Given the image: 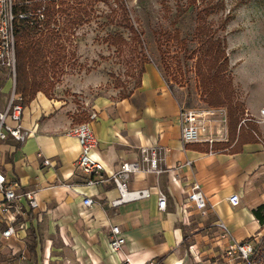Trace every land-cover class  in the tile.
I'll use <instances>...</instances> for the list:
<instances>
[{
  "label": "crops",
  "instance_id": "crops-1",
  "mask_svg": "<svg viewBox=\"0 0 264 264\" xmlns=\"http://www.w3.org/2000/svg\"><path fill=\"white\" fill-rule=\"evenodd\" d=\"M8 85L9 93L11 75ZM263 105H252L251 112L258 113ZM73 106L63 97L39 91L24 106L27 139L0 141L1 169L20 189H36L40 202L24 218L25 228L2 245L13 256L11 264H121L126 255L134 264L151 259L158 264H246L228 250L232 241L264 237V225L254 214L264 204V147L255 136L238 147L237 136L225 150H211L206 143L184 144L181 102L149 61L141 84L128 97L99 94L89 105V112L97 113L90 121L98 139L91 154L103 163L105 175L122 162L139 161L142 170L131 174L128 188H149L152 193L113 206L120 193L112 181L84 184L86 175L77 166L79 143L67 133L76 123ZM154 150L162 158L161 173L147 170L143 160ZM45 159L51 163L45 164ZM195 182L206 196L205 211L188 198ZM159 190L167 197L165 210L159 208ZM234 193L240 195L238 205L229 200ZM85 196L95 203L84 205ZM220 222L227 225L229 237L222 236ZM114 225L126 239L118 252L109 240ZM22 254L26 260H20Z\"/></svg>",
  "mask_w": 264,
  "mask_h": 264
},
{
  "label": "rangeland",
  "instance_id": "rangeland-1",
  "mask_svg": "<svg viewBox=\"0 0 264 264\" xmlns=\"http://www.w3.org/2000/svg\"><path fill=\"white\" fill-rule=\"evenodd\" d=\"M70 1L79 7V0ZM81 1L88 14L64 33L66 57L53 67L54 80L50 79L54 82L50 93L74 105L76 123L88 119L89 105L95 96L109 94L118 98L133 91L140 80L143 59L156 64L181 105L210 106L201 97L195 73L194 51L198 42L194 10H185L180 18L177 16L180 7H187V0ZM120 2L127 5L133 24L142 31V46L135 48L120 40L118 45L112 44L118 31L132 42ZM225 3V10L212 14L209 22L216 35L226 39L229 59L226 75L232 79L235 101L244 110L242 118L251 113L252 105L264 101V0H225ZM58 18L62 20L61 15ZM55 29L61 30L59 25ZM9 75L8 69H0V111L11 92H7ZM251 242L257 249L251 264H264V237ZM12 258L6 247L1 246L0 264H11Z\"/></svg>",
  "mask_w": 264,
  "mask_h": 264
},
{
  "label": "built area",
  "instance_id": "built-area-1",
  "mask_svg": "<svg viewBox=\"0 0 264 264\" xmlns=\"http://www.w3.org/2000/svg\"><path fill=\"white\" fill-rule=\"evenodd\" d=\"M18 0H0V68L8 69L13 79L11 92L7 98L6 105L0 111V141L9 137L17 141L24 142L30 135L22 125L24 113V105L22 96L15 91L16 85V32L14 22L17 18H25L27 13L15 12V6ZM40 19L44 18V14L39 11ZM55 26V25H54ZM180 123L181 138L184 144L189 143H206L212 150L214 142H226L229 140L228 113L225 107H198L189 108L181 105L180 107ZM97 117V113L89 112L88 119L84 122L73 124L68 134L76 137L80 155L77 160L78 168L86 175L84 184L88 186H99L112 181L119 190V197L112 200L113 206H119L125 202L149 197L152 193L149 188L129 189L127 180L132 173L142 170L139 161H125L118 165L115 171L106 176L104 173V165L96 160L91 151L97 147L98 139L95 135L90 121ZM248 123L258 126L257 129L250 128ZM242 126L249 128L256 139L264 147V105L259 109L258 113H246L240 120L238 128ZM261 129V130H260ZM145 153L148 151L143 149ZM150 156H145L144 161L147 162V170L161 173L160 167L162 158L154 150ZM1 157V154H0ZM45 164H50L49 159L44 160ZM191 165V161H187ZM158 204L162 210L166 209V194L159 190ZM188 198L193 201L198 209L205 211L207 209V199L201 185L195 182L188 194ZM233 205H238L240 195L234 193L229 198ZM84 205L91 206L95 200L90 196H85ZM40 207L36 189L22 190L18 183L8 179L7 175L0 167V247L7 244L15 238L20 228H25V219L31 210ZM222 229V236L229 237V229L224 222L219 223ZM110 246L113 251L118 252L126 243L125 237L119 225L111 227ZM9 246V244H8ZM255 253V245L249 241H232L228 254L236 255L238 258L245 260L251 264V259ZM26 255L22 254L20 260H26ZM121 264H134L130 255H126ZM139 264H158L156 260H149Z\"/></svg>",
  "mask_w": 264,
  "mask_h": 264
},
{
  "label": "trees",
  "instance_id": "trees-1",
  "mask_svg": "<svg viewBox=\"0 0 264 264\" xmlns=\"http://www.w3.org/2000/svg\"><path fill=\"white\" fill-rule=\"evenodd\" d=\"M79 7H75L70 0H18L15 6L17 14L24 12L28 16L17 18L14 22L16 32V85L15 91L22 96L23 105H27L35 97L37 92L43 91L51 96L50 90L54 82L50 79L54 66L65 59V45L62 41L64 33L71 29L88 11L81 0ZM187 7H180L177 16L180 18L185 10L193 9L196 21L195 38L198 48L196 55L195 73L199 79L201 97L212 107H227L229 140L226 142H214L213 150H225L237 140L235 146H240L246 141L255 139L252 131L248 133L240 128L237 134L238 124L242 119L244 110L234 98L232 79L226 75L229 59L226 52V39L217 36L209 22V17L225 10V0H187ZM123 14V22L131 32L128 42L120 31L113 35L112 44L118 45L119 40L126 44H133L135 48L142 46V31L135 27L130 17L129 9L124 2L119 5ZM39 11L44 14L40 19ZM113 12L115 10L113 9ZM62 16V20L58 18ZM229 16L225 18V22ZM59 25L61 30H56ZM151 60L143 59L140 62V80L136 87L141 84V76L145 64ZM131 94L125 93V98ZM241 118V119H240ZM248 126L257 129V126L248 123ZM250 130V129H249ZM209 146V144H208ZM255 216L264 225V204L254 209ZM258 247V246H257ZM257 249L255 247V253ZM254 253V255H255ZM254 257V256H253Z\"/></svg>",
  "mask_w": 264,
  "mask_h": 264
}]
</instances>
